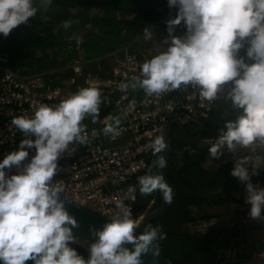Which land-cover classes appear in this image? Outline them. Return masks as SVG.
<instances>
[{
    "label": "clouds",
    "instance_id": "clouds-1",
    "mask_svg": "<svg viewBox=\"0 0 264 264\" xmlns=\"http://www.w3.org/2000/svg\"><path fill=\"white\" fill-rule=\"evenodd\" d=\"M39 2L46 8L52 0ZM167 4L177 12L165 21L166 47L145 60L140 75L131 83H121L120 90L139 87L147 95H159L191 84L209 101L223 94L237 110L236 117L225 120L208 148L211 157H220L225 149L235 153L254 142L264 145V0H167ZM37 10L34 0H0V35L6 37L13 28L28 23ZM181 21L185 32L175 35V26ZM70 23L66 20L63 26ZM152 35V27L145 26L144 39ZM225 85H229L226 92ZM100 103V89L89 85L55 106L40 104L32 115L12 118L11 123L25 138L0 159V264H26L29 260L32 264H142V253L151 251L153 257L158 256L159 241L166 232L159 224L147 223L134 235L138 223L122 199L115 201L118 213L93 230L96 239L89 245L86 259L72 246L77 220L60 197L63 186L52 178L58 157L65 150H74L69 148L71 142L89 143L81 121L90 115L95 122ZM120 123L118 116L105 118L103 133H115ZM166 146L162 134L151 141L157 169L166 166L161 154ZM33 148L34 154L26 160ZM13 168L15 173L6 174ZM261 168L264 156H241L234 159L230 174L245 186L248 216L264 221V187L251 180ZM137 183L142 195L159 191L165 203L172 202L173 189L161 172L149 169Z\"/></svg>",
    "mask_w": 264,
    "mask_h": 264
},
{
    "label": "built area",
    "instance_id": "built-area-1",
    "mask_svg": "<svg viewBox=\"0 0 264 264\" xmlns=\"http://www.w3.org/2000/svg\"><path fill=\"white\" fill-rule=\"evenodd\" d=\"M176 12V7H172L151 26L152 38L146 40L150 44L143 49L134 52L129 44H123L119 47L121 54L118 57L113 55L107 61L106 57L114 54V51L89 60L65 62L60 66L27 73H18L0 66V159L15 150L19 141L25 138V134L11 123L14 116H30L40 104L55 106L81 87L95 85L101 91V101L108 105L110 110L101 116L97 124L85 125L88 115L84 117L81 123L85 126L89 143H70L69 148L74 150H65L58 157V167L52 182L62 185L63 194L71 200L109 219L119 211L115 201L122 199L139 224L142 216L154 203L151 198L142 212H133L138 197L137 179L149 171L147 156L152 153L151 141L156 135L164 136L168 120L180 123L197 121L208 116L209 108H213L217 100L216 98L209 101L203 98L199 88L191 84L159 95H147L143 89H139V95L133 94L134 88L123 92L120 90L121 83H131L134 77L140 75V65L145 60L166 47L163 43L168 35L165 21L175 16ZM184 32L185 26L181 21L175 26L174 34L183 35ZM141 37H144L143 31L137 34L133 41L137 43L145 40ZM243 53L242 48L240 54ZM88 62L91 63L92 69L86 67ZM228 86H224L225 92ZM114 116L121 120L115 133H103L105 118L110 120ZM218 135L219 132L205 135L197 140V144L210 146ZM262 148L264 145L254 142L248 147L238 148L235 153L225 149L220 158L224 161L235 156H246L248 150L256 152ZM34 152V148L30 149L26 160L30 159ZM169 164L174 167L183 164V152L180 148H175L169 155ZM16 171L15 168L9 169L6 174L11 175ZM259 186L264 187V183ZM243 192L246 191H231L236 197L235 200L227 206H221L230 216L217 215L207 219H194L180 225V229L204 232L222 223L227 226L232 218L239 217L246 226V238L264 242V221L255 219L251 224L245 222L250 220V217L245 215L250 205L242 201L245 197L237 198ZM240 264H264V248Z\"/></svg>",
    "mask_w": 264,
    "mask_h": 264
},
{
    "label": "trees",
    "instance_id": "trees-1",
    "mask_svg": "<svg viewBox=\"0 0 264 264\" xmlns=\"http://www.w3.org/2000/svg\"><path fill=\"white\" fill-rule=\"evenodd\" d=\"M34 6L38 9L37 13L29 17L28 23L13 28L6 37L0 35L1 67L27 73L48 66H60L65 62L89 60L114 51V54L106 57L107 61L113 55L118 57L121 54L119 47L129 37L137 36L145 26H152L171 9L167 0H52L46 8L39 0H34ZM66 20L72 21L67 28L63 26ZM96 24L104 30L87 27ZM82 27L86 29L81 30ZM63 54L66 59H63ZM105 64L108 66L107 62ZM86 67L92 69L91 63L88 62ZM139 89L141 88H134L133 94L139 95ZM231 107L230 101H226L221 95L208 112L233 115L237 110ZM216 108L219 110L215 111ZM99 109L95 122L88 115L85 125L97 124L110 107L101 101ZM197 121L183 124L191 125L196 130ZM173 130L174 133L169 134L170 154L175 148H180L183 152V164L178 167L176 176L172 170L167 171L169 185L174 193L173 200L164 212L149 222L153 226L161 225L166 232L165 239L159 241L164 264H221L227 250L231 253L228 264H240L254 253L262 251L264 242L255 238L248 241L245 236L246 226L239 217L232 218L227 226L222 223L204 232L180 229V225L194 219L230 216L226 209L218 212L209 209L232 203L236 197L229 190L245 189V186L230 174L234 159L239 156L224 161L220 157L213 158L208 152L209 146L197 144L198 135L195 139H190L178 126L173 125ZM256 155L264 156V148L249 156ZM155 159L152 153L147 156L149 169L153 173L161 172L153 164ZM202 163L210 165L201 166ZM251 180L257 185L258 182L264 183V168L258 169ZM151 198L154 200V207L159 204L162 196L159 191L142 195L138 190L133 206L134 214L142 212ZM72 246L85 259L88 257L89 254L81 246L75 243ZM218 254L219 258L216 259ZM26 264H32V261H26Z\"/></svg>",
    "mask_w": 264,
    "mask_h": 264
},
{
    "label": "water",
    "instance_id": "water-1",
    "mask_svg": "<svg viewBox=\"0 0 264 264\" xmlns=\"http://www.w3.org/2000/svg\"><path fill=\"white\" fill-rule=\"evenodd\" d=\"M171 122L173 121L168 120L165 125L164 138L166 140L167 146L163 152V155L166 159V166L165 168L161 169V173L163 174V177L168 184H170L167 178V171L169 169V131ZM60 197L65 200V208L68 213L70 215H73L77 220V226L72 229L76 239L72 243L78 244L89 254V245L96 239L95 235L93 234V230L102 228L106 222L110 221V219L88 207L80 205L79 203L71 200L70 198L65 196L63 192L60 193ZM167 206L168 203H165L163 198H161V201L158 205L145 212L133 234L135 235L137 234V232L143 231L144 225L149 223L152 218L164 212ZM125 246L129 249H131L132 247L130 243H126ZM159 249V254L156 257H153L151 251L142 253V264H164V255L160 246Z\"/></svg>",
    "mask_w": 264,
    "mask_h": 264
},
{
    "label": "flooded vegetation",
    "instance_id": "flooded-vegetation-1",
    "mask_svg": "<svg viewBox=\"0 0 264 264\" xmlns=\"http://www.w3.org/2000/svg\"><path fill=\"white\" fill-rule=\"evenodd\" d=\"M232 108V107H231ZM219 109L216 108L215 111H218ZM219 112H216L215 114L210 113L208 114V116L199 119L197 122V129L194 130V127L191 125H187V124H183L180 122H171L170 124V131L169 134H173L174 130H173V125L178 126L182 132L185 133V135L187 137L194 138L196 137V139L198 140L199 138H201V136L203 137L205 134L210 133V134H214L216 132H218V130L222 129L224 126V122L225 120L228 119H235L236 117V113L234 112L233 115L232 113H230L228 116L227 115H219ZM190 123H194V122H190ZM220 132V131H219ZM195 139V138H194ZM168 170H172L173 174L175 175L178 167H174V166H169ZM176 176V175H175ZM261 184V182H258V186ZM241 190H245V189H235V188H231L229 191H233V192H240ZM248 241H251L249 239H247ZM253 240V239H252ZM231 245V244H230ZM229 245V247H230ZM229 249V248H228ZM230 250L225 251L224 253V258L221 259L220 263L221 264H228V260H230ZM219 258V254L217 255L216 259Z\"/></svg>",
    "mask_w": 264,
    "mask_h": 264
},
{
    "label": "crops",
    "instance_id": "crops-1",
    "mask_svg": "<svg viewBox=\"0 0 264 264\" xmlns=\"http://www.w3.org/2000/svg\"><path fill=\"white\" fill-rule=\"evenodd\" d=\"M105 14H108V12H106ZM124 15H126V14L124 13ZM87 27H89L90 29H93V30H100V31H103L104 30V28H102L101 26H97V24L94 25V26H91L90 25V26H87ZM134 37L135 36L129 37V39L124 43V44H129L134 52H136L140 48L143 49L149 43V42H146V40H143V41H140V42L135 43L133 41V38ZM141 38H144V37H141ZM132 41H133V43H132Z\"/></svg>",
    "mask_w": 264,
    "mask_h": 264
},
{
    "label": "rangeland",
    "instance_id": "rangeland-1",
    "mask_svg": "<svg viewBox=\"0 0 264 264\" xmlns=\"http://www.w3.org/2000/svg\"><path fill=\"white\" fill-rule=\"evenodd\" d=\"M93 11L95 12V10H93ZM78 25L81 26L79 23H78ZM81 29H82V30H85L86 27H82ZM132 43H133V41H132ZM62 57H63V59H66V56H65L64 54L62 55ZM48 67H51V66H48ZM48 67H46V68H48ZM254 152H255V151L248 150L246 156H249V155L252 156V154H253ZM249 168H251L250 165H249ZM245 195H246V192H243V193L239 194V196H237V198H238V199H239V197L244 198ZM216 208H217V209H216ZM220 210H225V209H224V207H215V208H212L211 211H212V212H218V211H220ZM245 215L248 216V213L246 212ZM254 220H255V219L250 218L249 221H245V222L251 224L252 222H254Z\"/></svg>",
    "mask_w": 264,
    "mask_h": 264
}]
</instances>
